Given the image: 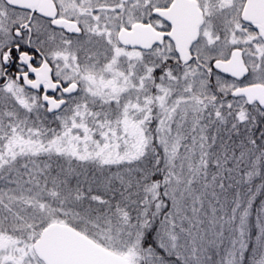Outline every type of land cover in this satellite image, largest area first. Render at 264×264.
Wrapping results in <instances>:
<instances>
[{"label":"snow or ice","instance_id":"obj_1","mask_svg":"<svg viewBox=\"0 0 264 264\" xmlns=\"http://www.w3.org/2000/svg\"><path fill=\"white\" fill-rule=\"evenodd\" d=\"M0 264H264V0H0Z\"/></svg>","mask_w":264,"mask_h":264}]
</instances>
